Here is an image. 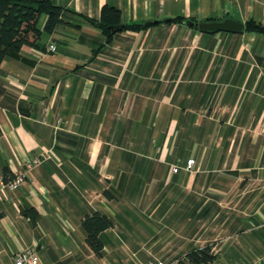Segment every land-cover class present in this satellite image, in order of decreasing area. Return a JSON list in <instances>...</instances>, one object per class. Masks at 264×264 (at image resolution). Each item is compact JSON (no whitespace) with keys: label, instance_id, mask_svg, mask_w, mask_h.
<instances>
[{"label":"crops","instance_id":"obj_1","mask_svg":"<svg viewBox=\"0 0 264 264\" xmlns=\"http://www.w3.org/2000/svg\"><path fill=\"white\" fill-rule=\"evenodd\" d=\"M53 1L64 22L48 32L43 14L38 46L0 68V175L50 156L18 189H0V264L28 246L39 264L185 260L206 246L218 255L209 264H251L264 250V35L187 19L264 23V0ZM105 5L123 24L154 23L108 41L75 13L99 19ZM189 158L193 170L173 172ZM126 206L144 226L120 219ZM96 211L113 220L102 256L82 225ZM133 223L136 250L115 232Z\"/></svg>","mask_w":264,"mask_h":264},{"label":"trees","instance_id":"obj_2","mask_svg":"<svg viewBox=\"0 0 264 264\" xmlns=\"http://www.w3.org/2000/svg\"><path fill=\"white\" fill-rule=\"evenodd\" d=\"M64 7L53 0H0V68L4 60L9 56H19L24 45L38 46L42 30L38 26L40 17L48 15L44 29L52 32L54 28L63 23L62 12ZM75 12V11H74ZM76 14L97 25L102 29L108 41L114 34L120 31L115 29L123 25L121 30H140L151 26L154 22L146 23H122L121 10L118 7L105 5L102 8L99 19L89 18L79 12ZM179 16L172 21H183ZM191 26L197 28V20L187 19ZM245 30L250 33L264 35V23L251 19L245 23ZM109 195V192L106 191ZM32 219H35L37 211L31 208L27 212ZM82 225L87 230L86 242L98 256H102L104 242L101 232L113 226L112 218L106 214L96 211L87 214ZM211 246L202 249H193L182 260L184 264H209L215 262L218 255L212 252ZM187 260V261H186Z\"/></svg>","mask_w":264,"mask_h":264},{"label":"built area","instance_id":"obj_3","mask_svg":"<svg viewBox=\"0 0 264 264\" xmlns=\"http://www.w3.org/2000/svg\"><path fill=\"white\" fill-rule=\"evenodd\" d=\"M230 3H235L237 0H228ZM49 51L54 52L56 50V44L51 43L48 47ZM49 155H40L36 157L26 158L24 160V165L26 170L17 171L14 173H7L6 175H0V189H18L23 183H25L28 179V171L34 169L39 166L44 160L49 158ZM195 165V159L189 158L185 163L181 160L173 164L172 169L173 172H178L180 169H185L187 171L193 170ZM12 258L15 264H39L40 255L36 246H28L23 248L22 250L14 253ZM175 261H167L163 258H156L154 260H150L143 264H175Z\"/></svg>","mask_w":264,"mask_h":264},{"label":"rangeland","instance_id":"obj_4","mask_svg":"<svg viewBox=\"0 0 264 264\" xmlns=\"http://www.w3.org/2000/svg\"><path fill=\"white\" fill-rule=\"evenodd\" d=\"M127 211L129 212V214L126 215L128 217H126L125 215H121V216H119L121 220L124 219L126 221H129V220H131L132 217H135V218H138V220L140 219L141 224L143 226L145 225L144 222H142L141 217L145 218V216H147V215L145 213H143L142 210H140L139 208H136L135 206H133V207L129 206V207H127ZM126 223H128V222H126ZM139 225H140V223H139ZM132 227L135 229L132 228V230L131 229L126 230L125 228H122V227L121 228L116 227L115 232L117 233V236L120 237L119 238L120 243H122L125 247L127 246L128 248H133V250H136L137 244L142 243L143 240H138L137 237L134 238V236H138L136 233L138 228H136L137 226L135 225V223H133ZM140 246H141V244L138 245V247H140ZM172 257L173 258H171L170 260H174L175 262H177L179 264H184L182 260L177 259L178 256H172ZM179 257H181V256H179ZM245 257H246V260H248V261L252 260L253 261L251 264H264V250L263 249H259L253 253L250 252L249 255H247ZM136 259H137V257L132 256V260H136Z\"/></svg>","mask_w":264,"mask_h":264},{"label":"water","instance_id":"obj_5","mask_svg":"<svg viewBox=\"0 0 264 264\" xmlns=\"http://www.w3.org/2000/svg\"><path fill=\"white\" fill-rule=\"evenodd\" d=\"M198 27L205 31H229L242 32L245 29V24L241 20L234 18H225L223 20L197 22ZM123 25L117 26L115 29H122Z\"/></svg>","mask_w":264,"mask_h":264}]
</instances>
